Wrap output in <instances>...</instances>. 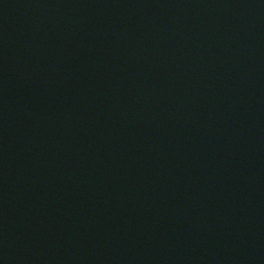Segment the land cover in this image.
<instances>
[{"label": "water", "instance_id": "95a60500", "mask_svg": "<svg viewBox=\"0 0 264 264\" xmlns=\"http://www.w3.org/2000/svg\"><path fill=\"white\" fill-rule=\"evenodd\" d=\"M0 264H264V0H0Z\"/></svg>", "mask_w": 264, "mask_h": 264}]
</instances>
